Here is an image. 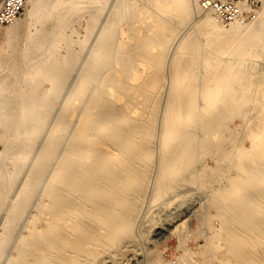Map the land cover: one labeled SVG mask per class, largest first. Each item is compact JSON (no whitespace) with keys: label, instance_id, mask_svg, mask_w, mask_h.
<instances>
[{"label":"bare ground","instance_id":"1","mask_svg":"<svg viewBox=\"0 0 264 264\" xmlns=\"http://www.w3.org/2000/svg\"><path fill=\"white\" fill-rule=\"evenodd\" d=\"M138 1L111 5L113 13L105 14L100 28L103 0H25L26 17L6 27L10 50L0 51V252L11 238L15 243L6 246L8 259L1 264H83L82 259L94 264L102 247H113L121 237L128 240L155 149L160 179L153 202L184 171H194L203 154L222 155L232 164L236 175L223 185L222 194L213 192L208 211L210 221L221 220L217 227L226 229L228 243L207 241L201 258L215 262L212 253L219 249V257L226 256L221 264H264V72L254 76L244 66L246 59L264 55V0L255 19L246 23L220 24L209 11L198 18L195 30L210 48L196 54L194 39L178 44L171 100L161 98L158 71L175 32L172 19L179 24L190 20L199 11L197 0H144V8ZM77 9L87 15V25L75 50L88 48L92 29H100L94 41L90 38L89 56L51 120L49 99L62 91L64 76L81 56L70 47L76 40L70 25L80 14L74 13ZM200 61L208 65L197 77ZM252 86L258 92L250 100ZM237 111L245 121L241 139L230 136L224 147L221 118ZM25 212L29 216L21 225ZM17 223L24 232L14 235Z\"/></svg>","mask_w":264,"mask_h":264},{"label":"rangeland","instance_id":"2","mask_svg":"<svg viewBox=\"0 0 264 264\" xmlns=\"http://www.w3.org/2000/svg\"><path fill=\"white\" fill-rule=\"evenodd\" d=\"M71 1H75V0H71ZM103 1L105 2V3L103 2L105 4V6L108 8H106L104 6V4H102L101 10L104 11V13H102V11L100 13V16L98 19L99 20L102 19V21L97 20V23L99 24L98 27H100V25L102 27V24H104V22H103L104 18L108 19L107 15H105V14L111 15L113 13L112 11H111L112 13L110 12V10H112V9H109V8L112 6H113V8H115L114 6L119 0L116 3H115L116 0H106V1L103 0ZM62 3L65 4L66 2L62 1ZM138 3L141 6V8L148 7L146 4H144L145 3L144 0L138 1ZM103 6L105 7L104 8L105 10H103ZM197 6L199 7V11L194 12L192 14L193 16H191L189 18L190 19V20H188L189 22L187 21L184 24H182V23L179 24L177 19H175V18H173L171 21V23L173 25L177 26V27L175 26V32H174L175 35L173 34L171 41H169V43L167 44V46L165 48L163 61H162V64L159 68V71H158L159 74L163 77V80L161 81L162 82V88H161L162 89V91H161L162 100L164 98L170 99V100H171V97L173 98V94H174L173 93L174 92V89H173L174 88V70H175V67L177 64V58L179 55H181V54L177 53L178 47H179L178 44H180L181 41L183 42L185 39H190V40L194 39L199 46L198 50L196 51V54H202V53L205 54V53H208V51H209L210 41L199 36L198 32L195 30L196 27H194L195 23L198 21V18L201 17V15L205 14L204 12H208V11L204 10L201 7V0H197ZM28 9H29V5L27 3H25L23 10L17 16L18 19H23V17H26L25 14H26V11ZM148 10H151V8ZM76 12L80 13V10L77 9L74 11V13H76ZM197 13L199 15H197ZM208 13H209V15H212V14H210V12H208ZM78 14H76V15H78ZM101 14H103V15L101 16ZM79 15L77 17L73 16L74 20L71 19L72 22H71L70 27L72 26L71 27V28H73L72 31H74L73 32L74 35L71 34V36L76 40H75V43L73 42L70 47H71L72 51H75L77 53V55H78V53L81 54V56L80 55L78 56L79 60L76 62L75 66H73L72 70L67 73L68 76H64L63 81H66V84H62V86H64V87H63V89H60V90H62V91H60L61 93L59 92L58 93L59 95L56 94L57 96L49 99L50 104H52L50 106V112H49L50 113L49 118L51 117L50 118L51 120H52L53 116H55L58 113V111H56V110H59L60 106L62 105L63 102H61V101L63 99L65 100V98L69 95L68 92L70 93V89L72 88V86H74V84H75L74 81L76 80L75 78H77V74L79 73L78 71H80V68L82 67L83 63L85 62L84 59L86 58V60H87L89 53L92 49V46L90 47V45L93 44V41L95 39L94 37L96 36V33H98L97 30L101 28V27L100 28L95 27V28H97V30L92 29L93 31H91L92 33H90L91 37L88 38V43L86 42V44H87L86 46H88V48L84 47V49L87 48L88 52H87V50L85 51L83 48H81V49H83L81 51L75 50V49H80L78 47L79 44L77 41H79L81 36H82L81 39H83L84 35L86 36V32H85L86 30L85 29H86L87 23L85 24V21L87 19L86 18L87 15L81 14L83 19L80 18L81 16H79ZM104 15H105V17H103ZM122 22H120V25L121 24L123 25L124 23H126L125 21L123 23ZM83 24L85 25L84 26L85 28L82 26ZM8 25H9V23L0 24V51L5 52V53H8L10 50L9 47H7L6 36H5L6 29H7L6 27ZM94 30H96V31L94 32ZM72 31L70 30V33H72ZM68 33H69V31H68ZM15 38H16V40L19 39L18 36ZM90 38L93 41L90 40ZM89 41H91V42H89ZM89 43H90V45H89ZM84 51L86 52V54L84 53ZM261 56L259 55V56H256L257 58L252 57L250 59H246V61L244 62V66L250 67L251 73L254 76H256V72H257V74L261 73V71L264 72V57H263L264 55H261ZM253 58H254V61L252 62ZM225 59H227V58H223V60H225ZM255 59H256L257 63H256ZM202 62L203 61H200V63L198 62L195 65V71H196L197 77H201L203 75L205 65H208V63H204V62L202 63ZM253 63H255V64H253ZM209 65L212 66L213 64L211 63ZM65 77H67V79ZM255 79H256V77L252 78V80H255ZM50 84L51 83H49V82H47V83L45 82L44 86L45 87H51ZM242 86L243 85H240L239 87H242ZM247 92L248 93L250 92V94L247 93L248 94L247 98L251 100L254 96H256V94L258 92V88L256 86L255 87L252 86L249 88V90ZM65 93H67L68 95H66ZM56 97H58L59 99ZM55 98H56V100H55ZM58 100L61 102V105H60V102ZM250 100L248 101V105H247V102L244 103L247 106L246 108H249ZM51 101H53V102H51ZM56 105L59 108H57ZM58 105H60V106H58ZM244 107H245V105H244ZM251 107L252 106L250 105V109H251L250 112L251 113L249 115H251L252 112H254L253 111L254 109ZM51 120H48L47 123L49 124V122ZM221 124L224 127L223 131H222L223 132L222 133L223 139L221 141L222 146H224V147L229 146L228 138L230 136H232L233 140H235V141L236 140L238 141V139H241L240 138L241 137L240 132H242L243 131L242 128L244 129V127H245V121L243 122V119L240 116V114L238 113V111L234 112V114H232L230 117L225 116V117L221 118ZM156 128L154 130V134H156L158 132V128H157V130H156ZM68 130L71 131L72 129L69 128ZM0 131H1V128H0ZM67 135H69V134H67ZM39 138L42 139V135L39 136ZM39 138L36 141L37 143L38 142L40 143V141H41V140L39 141ZM243 139L245 141L244 146H249L250 145L249 140H247L246 138H243ZM3 142L4 141H0V146H1L0 149L3 148V144H2ZM154 151L155 152H153V153L154 154L156 153V154L155 155L152 154V157L149 159V162H148V163H150L152 169H150V171H149L150 173H148L146 178H145V180L147 179L148 182L147 181L143 182V188H142V189H144L142 191L143 196H141V198H140L141 202H138V204L139 203H141V204L137 205L138 207L135 210L136 212L134 213V216H133L134 219L132 220V224H131L132 226L130 227L131 229H130L129 239L127 240V238L124 239L123 237H121V239H118L119 241H116L114 243L113 247L110 248V245H108L109 249H107V250H105L107 248L106 246L102 247L101 251L103 250V252L104 251H106V252H104V254H101L103 252L99 253L98 256L95 258L96 263H94V264H184L186 262V260H188V259H192V260L196 259L197 261H199L201 259L199 261V262H201L203 259V258H201L202 251H203L201 248L206 246L207 241L209 242V240H212L216 245L218 243V246H224L225 244L228 243L227 239H229V238H228V233H227L226 229L224 230L222 228L217 227L219 225V221H221V220L219 218L216 219L215 217H213V218H211V221H210V218L208 217V211L212 208L211 198L214 196V193L216 192L217 194L218 193L222 194L221 191H222L223 185L224 186L226 185L230 176L236 175V171H235L234 167L233 166L230 167V165H232V164L228 163L227 160L225 162L224 160L226 158L222 155H217L216 153L203 154L201 157H199L197 159L196 163L194 164V171H192V172L184 171L179 177L180 180H178L172 187L166 189V191L163 193L162 197L159 198V200L157 199L153 202L152 196L154 194L155 187L158 184V179H160L159 178L160 175H158L159 172L157 170L158 164L157 165L155 164L156 162L158 163V161H159L158 159L160 158V153H159L158 149H155ZM34 152H35V149H34L33 153L31 154L32 157L34 155ZM219 156L220 157L222 156V157L220 158ZM219 158H220V160H219ZM216 160H218V161H216ZM226 166H228V168ZM223 168H224V170L226 168L227 169L224 171ZM152 171L154 173H152ZM156 171H157V173H156ZM149 174H151V175H149ZM226 175H228V176H226ZM194 177H195L196 181H195V179H193ZM173 178L175 179L177 177H173ZM145 183L147 185H145ZM144 185H145V187H144ZM145 188H147V189H145ZM152 191H153V193H152ZM33 211H34L33 208H30L27 210V212H29V214L32 213ZM27 212H25V214H24L25 218L23 215L24 219L21 218V220L18 222L19 224H21L22 220L24 222V220L26 218H28L29 214ZM263 212H264V210H263ZM26 213H27V215H26ZM205 215L207 217H204ZM205 218H206V220H205ZM1 219H2V217L0 214V221H1ZM208 219H209V222H208ZM181 220H183V222H184L182 225L180 224ZM23 222H22V224H23ZM18 223L16 224V227H15L16 230L14 231L16 233H14V235L24 232V229L21 226L22 224L19 227ZM17 225L20 229L17 228ZM217 228H218L219 232L217 231ZM215 232H216V234H215ZM14 235L12 237L16 238V236H14ZM11 239L9 240V243L11 242V244H9V243L6 244V246L8 245L7 248H11L12 244L15 243V241H14L15 239H13V241H11ZM6 246H5V248H6ZM5 248L2 249V251H5L6 250ZM9 250H7V252L6 251L3 252V254L5 253L7 256L1 254L2 251L0 252V254H1L0 259L3 258L2 260H0V264L5 263L4 259H6L5 261H7ZM186 250H188V252H186ZM220 251L221 250H219V249L216 251H213L212 254L215 253L216 255L214 254L213 255L214 257L211 255L212 260L215 257L217 258V260L215 259V260H213L215 262H212L209 264H221L219 259L224 258V257L226 258V256L224 255V257H222L223 253H221L222 256L219 257ZM241 251L243 253H245V248H242ZM221 252H223V251H221ZM228 255H227L228 259H233L232 256H228ZM107 256H109V257H107ZM193 256L195 258H193ZM82 258H83V256H82ZM83 260L84 259H82L80 262H83V264H86L85 262H87L86 261L87 259H85L84 261ZM244 262H245V264H248L249 261H244ZM80 264H82V263H80ZM200 264H207V263H205V262L203 263V261H202V263H200Z\"/></svg>","mask_w":264,"mask_h":264},{"label":"built area","instance_id":"3","mask_svg":"<svg viewBox=\"0 0 264 264\" xmlns=\"http://www.w3.org/2000/svg\"><path fill=\"white\" fill-rule=\"evenodd\" d=\"M263 0H201V7L209 11L216 22L246 23L255 19ZM25 0H0V24L12 22L23 10Z\"/></svg>","mask_w":264,"mask_h":264}]
</instances>
